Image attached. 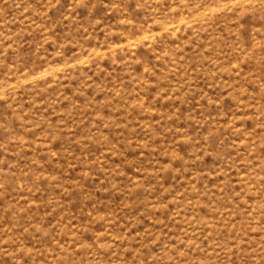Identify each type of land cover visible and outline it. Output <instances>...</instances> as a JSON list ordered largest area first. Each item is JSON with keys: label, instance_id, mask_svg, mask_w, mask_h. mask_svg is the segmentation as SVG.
<instances>
[{"label": "rangeland", "instance_id": "374dc122", "mask_svg": "<svg viewBox=\"0 0 264 264\" xmlns=\"http://www.w3.org/2000/svg\"><path fill=\"white\" fill-rule=\"evenodd\" d=\"M0 264H264V0H0Z\"/></svg>", "mask_w": 264, "mask_h": 264}]
</instances>
